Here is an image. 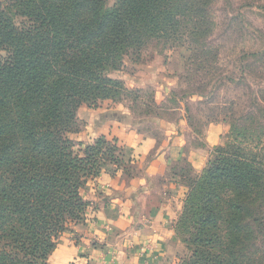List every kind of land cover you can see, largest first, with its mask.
Listing matches in <instances>:
<instances>
[{"label":"trees","instance_id":"obj_1","mask_svg":"<svg viewBox=\"0 0 264 264\" xmlns=\"http://www.w3.org/2000/svg\"><path fill=\"white\" fill-rule=\"evenodd\" d=\"M210 2L0 0V264H47L85 219L81 189L128 163L104 136L75 150L76 110L120 100L126 89L109 72L150 44L207 55ZM188 187L174 230L191 253L176 264H251L240 252L264 228L253 211L264 206V123L252 113L233 123Z\"/></svg>","mask_w":264,"mask_h":264},{"label":"rangeland","instance_id":"obj_2","mask_svg":"<svg viewBox=\"0 0 264 264\" xmlns=\"http://www.w3.org/2000/svg\"><path fill=\"white\" fill-rule=\"evenodd\" d=\"M209 14L213 24L205 38L207 55L194 57L184 47L153 43L138 56H125L120 68L109 72L126 91L118 101H104L95 108L79 106L67 134L75 150L100 136L115 139L121 147L114 136L117 128L151 137L158 150L169 137L176 138L180 158L160 173L180 177L184 199L190 180L201 173L213 148L227 140L233 123L247 113L264 123V0H211ZM206 136L213 143L208 147ZM201 147L206 148L204 155L195 152ZM136 169L133 164L117 169L108 165L102 171L123 175ZM260 205L253 211L264 217ZM90 211L94 214L95 207ZM252 215L247 223L253 221ZM175 222L164 254H158L163 264H176L191 253L174 230ZM257 229L253 228L240 253L247 263L264 264V228ZM153 246L152 242L143 245L157 250Z\"/></svg>","mask_w":264,"mask_h":264},{"label":"crops","instance_id":"obj_3","mask_svg":"<svg viewBox=\"0 0 264 264\" xmlns=\"http://www.w3.org/2000/svg\"><path fill=\"white\" fill-rule=\"evenodd\" d=\"M118 130L114 136L124 149V161L137 169L129 177L102 171L86 183L80 191L89 201L85 219L59 236L47 264H163L158 254H164L167 236L172 235L184 191L179 176L160 172L180 158L181 145L169 137L159 151L151 137ZM206 142L207 147L213 144L209 136ZM205 150L195 152L204 155ZM150 242L157 250L143 247Z\"/></svg>","mask_w":264,"mask_h":264}]
</instances>
